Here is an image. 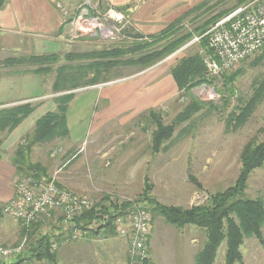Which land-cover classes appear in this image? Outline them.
<instances>
[{
    "label": "rangeland",
    "instance_id": "obj_1",
    "mask_svg": "<svg viewBox=\"0 0 264 264\" xmlns=\"http://www.w3.org/2000/svg\"><path fill=\"white\" fill-rule=\"evenodd\" d=\"M172 1L140 0L123 7L106 6L98 1L87 4L83 2L84 4L76 7L75 13L72 10L64 13L60 28L63 33L66 32L65 35L61 34L63 42L58 41L60 38H53L40 27V30L38 27L25 28L27 30H24L18 39L23 42L26 52L18 56H12L11 51H6L11 38L17 36L0 29V67H4L3 61L11 57L53 54L61 57V63L54 65L50 73L36 75L37 88L34 86L35 83L25 84V82L14 79L5 86H0V89H4L12 97L11 99L22 95L23 92L29 94L37 90L35 94L38 96L44 94V101L55 102V97L60 94H54L51 85L54 83L57 67L67 64L64 60L66 55L124 47L138 41L151 42L150 36L161 32L158 28L155 32L142 30L138 22L148 24L160 22L161 25H156L161 27L164 24V30L166 26L182 19L181 26L186 32L193 33L196 28L220 12L222 7L230 6V0H180V3L170 10L169 5ZM205 2L206 5L200 7ZM35 5L32 2L30 7L34 9ZM82 9L88 12L89 17L105 25L106 29L99 33L98 31L80 33L76 27L79 25ZM155 11L159 12L158 18L151 17ZM30 12L31 16H40V13L34 10ZM140 12H145V14L138 18L137 14ZM115 13L123 16L122 21L117 22L113 19ZM136 34L142 38L139 39ZM195 37L199 35H195L190 42L175 53L148 69L138 71L137 67H122L110 74L109 82L72 91L80 100L74 105L75 108L79 109L81 106L84 100V95L81 94L88 91V88L96 87L93 90H98L105 85H116L123 80L145 75L154 79L149 87H157L160 82H167L171 76V68L179 60L192 53L198 52L203 55V52H206L201 46V41L193 42ZM32 45H38V47L33 46L32 48ZM261 52L262 50L226 71L230 76L237 72L232 81H227L226 72L221 73L220 76H212L207 72L211 82L202 83L186 93L178 90L171 77L170 97L154 107V110L163 113L165 124H170L193 100L202 103L203 107L191 120L178 126L172 139L167 141L158 153H154L151 147L155 125L143 118L149 110L138 114H110L105 118L103 114L106 111L103 113L102 110L110 106L106 100H99L94 110L97 113L95 118L99 119H96L97 124L86 142L78 148V144L75 145V142L71 141L69 134L68 137L58 138L51 144L36 145L32 150L31 160L46 167L47 178L43 179L54 180L61 188L78 197L89 198L95 205L103 202L106 195L110 198L103 202L105 205L111 203L113 206H119L129 201H140V207L148 209L149 212L154 207L150 200L156 201L163 207L183 209L203 205L209 196L223 192L237 181L241 172L240 156L244 147L253 140L258 143L264 142V100L253 111L243 127L236 132L226 130L230 115L238 113L236 110L240 107L241 101L250 98L254 80L264 75V62L255 63V60L262 54ZM18 67L21 70L36 68L31 64ZM110 88L108 90L115 91L117 96L120 92L131 89L125 83ZM113 108L114 106L110 107V109ZM77 152V159H73ZM245 195L247 198L260 199L264 202V167L250 174ZM152 214L150 212V215ZM62 216V213L57 211L51 218H48L47 225L40 229L41 233L55 237V241L62 238L61 244L70 235L67 234L65 237H62L61 233L59 235V231L65 234V226L68 228L67 224L62 223ZM152 216L149 237L151 246L148 242V250L150 246L159 258L166 251L172 252V256L178 260L185 257L186 237L194 241L192 245L194 251L202 249L205 235L201 229L194 226L179 229L169 225L157 213ZM10 221L11 224L19 226L20 233H17L11 243L0 246L19 247L26 239L21 234L23 226L13 219ZM114 234L117 235L116 231ZM126 239L129 242V238L126 237ZM26 242L23 249H27V239ZM57 244L59 246L58 241ZM57 249L52 247V252ZM225 252L226 245L223 244L218 250L214 264H225ZM241 254L243 260L239 264H264V246L255 238L245 239ZM132 262L133 264H145V261L142 263L131 261L130 256L129 264Z\"/></svg>",
    "mask_w": 264,
    "mask_h": 264
},
{
    "label": "trees",
    "instance_id": "obj_2",
    "mask_svg": "<svg viewBox=\"0 0 264 264\" xmlns=\"http://www.w3.org/2000/svg\"><path fill=\"white\" fill-rule=\"evenodd\" d=\"M254 0H230V6L222 7L220 12L211 17L195 32H186L181 26L182 19H178L168 25L159 34L150 36L151 42H133L124 47L104 49L81 54H68L64 60L67 64L59 65L53 83V93L60 94L55 97L56 110L47 113L40 118L33 132L27 135L18 145L11 161L16 169L17 177L33 176L36 179L47 178L46 167L39 162L31 160V153L36 145H47L58 138H66L69 135L67 127V113L70 103L76 94L72 91L109 82L114 70L119 68L137 67L143 71L172 55L185 44L190 42L195 35H204L219 20L232 13L240 6ZM7 0H0V10ZM206 2L200 7L205 6ZM141 39L142 36L136 34ZM201 46L209 52L206 38L201 40ZM262 54L255 63L264 62V46ZM76 62V63H75ZM61 63V57L57 54L40 55L29 57L8 58L3 61L5 68L35 65L32 70H23L25 73L43 74L50 73L53 66ZM203 55L192 53L174 65L170 74L179 91H188L202 83H210ZM235 75L225 73L227 81L234 80ZM212 79V78H211ZM264 100V75L256 78L253 82V92L245 101H241L238 113H232L227 121L226 130L236 132L249 120L253 111ZM37 105L31 103L22 104L0 112V128L2 131H10L20 125L35 110ZM203 107L202 103L193 100L185 110L181 112L170 124H165L163 113L158 110H149L144 115L147 121L155 125L152 132L151 147L154 153L160 152L163 145L172 139L178 126L191 120ZM241 172L237 181L224 190L209 196L206 203L191 209L180 207H163L156 201L150 200L154 207L150 210L153 214L162 216L169 225L183 229L194 226L204 231L205 241L202 249L196 256V264H214L219 248L225 244V264H239L242 262L241 247L246 238H255L264 246V202L260 199L246 197L248 179L250 174L264 167V142L251 141L248 143L240 156ZM104 197V201L109 200ZM98 203L91 210L84 212L75 220V225L83 229L86 234L98 235L101 231L114 234V220L124 214L126 208L133 204L140 205V201H129L121 205H105ZM124 208V209H123ZM152 214V215H153ZM151 215V217H153ZM62 223H65L64 216ZM48 219H39L29 226H23L21 234L28 241L27 249L9 263L0 264H53L56 256L52 252L55 237L41 233ZM65 235L71 234V229L66 227ZM26 239L23 244L25 247ZM150 241V239H149ZM20 244V243H19ZM23 255V256H22ZM148 264V259L145 261Z\"/></svg>",
    "mask_w": 264,
    "mask_h": 264
},
{
    "label": "crops",
    "instance_id": "obj_3",
    "mask_svg": "<svg viewBox=\"0 0 264 264\" xmlns=\"http://www.w3.org/2000/svg\"><path fill=\"white\" fill-rule=\"evenodd\" d=\"M97 1L106 6L123 7L140 0H7L4 7L0 10V29L17 37L11 38L9 44L7 43V48L5 47L6 51H11L12 56H18L26 52L23 42L21 39H18V36H22V32L27 30L25 28L32 29V27H38L39 29L40 27L51 34L53 38H60L58 41L63 42L61 34L65 35L64 33L66 32L63 33L60 28L64 13L66 11L70 12V10L75 13L76 7L82 5L83 2L87 4L88 2L93 3ZM32 2L36 4L34 9L30 7ZM55 3H57L56 6ZM177 3H180V0L170 2V10L178 5ZM31 10L40 13V16H31ZM158 13V11L153 12L151 17L156 16L158 18ZM144 14L145 12H140L137 16L140 18ZM138 24L140 29L147 30V32H155L156 28H158V31H162L164 25L161 27L157 26L161 25L160 22L152 24L138 22ZM33 46L35 48L38 47V45H32V48ZM13 69L0 67V86H5L7 83L14 81V79H18L21 82H25V84L35 83V85H32L37 88V74L25 73L19 67ZM28 77L33 78L28 80ZM171 77L167 82H160L157 87H149L150 82H153L154 79L145 75L123 80V82L116 85H105L102 88H98V90H93L96 87L88 88V91L81 94L84 95V100L79 109H76L74 106L80 101L76 95L70 103L67 113V127L71 141L75 142V145L78 144L79 148L83 142H86L90 138L94 126L97 124L95 122L97 119L95 115L97 113L94 110L99 100H106L111 108L114 106V110L110 109V107H105L102 110L103 113L106 111L103 114L105 118L110 114H138L144 110L155 109L154 107L170 97L173 78ZM124 83L127 87L130 86L131 89L120 92L118 96L115 94V91L111 92L108 90L110 87ZM51 86H53V83ZM35 93L28 94L23 92L22 95H17L14 99H11L12 97L4 89H0V112L26 103L37 105L36 110L15 129L2 131L0 128V245L11 243L17 233H20L19 226L11 224L10 219L12 218L3 214V207L15 196V180L18 178L11 159L18 145L27 135L33 132L36 122L47 113L56 110L55 102L44 101V94L38 96ZM87 94L89 95L86 96ZM110 110L113 111L108 112ZM77 156L78 152L73 156V159H77ZM60 233L62 234L59 231V235ZM61 239H59V246H57L58 249L55 251L56 259L53 264H129V242L126 238L101 231L98 235L89 232L77 240L63 241L62 244ZM185 239L187 245L185 246L186 256L183 257L184 260L183 258L178 260V258L172 256V252L167 251L159 258L151 250L149 242L148 264H196L195 259L200 251L192 249L194 241L191 238L186 237Z\"/></svg>",
    "mask_w": 264,
    "mask_h": 264
},
{
    "label": "built area",
    "instance_id": "obj_4",
    "mask_svg": "<svg viewBox=\"0 0 264 264\" xmlns=\"http://www.w3.org/2000/svg\"><path fill=\"white\" fill-rule=\"evenodd\" d=\"M79 17L76 29L82 34L99 33L106 29L97 19L89 17L85 9H82ZM122 17L115 13L113 19L120 22ZM203 38H206L210 50L203 52V59L212 76H220L255 56L264 46V0H254L238 7L204 35L195 37L193 42H200ZM93 207L95 203L91 199L76 196L61 188L54 180L24 176L15 180V196L3 207V214L21 226H29L39 219L51 218L60 211L71 229V234L64 241L69 242L86 234L75 225V220ZM151 220L149 210L137 204L126 208L124 214L114 220L117 235L129 238L131 261L142 263L148 259ZM23 246V243L19 247L0 246V263L16 259L22 253ZM57 246L55 243L52 247L56 249Z\"/></svg>",
    "mask_w": 264,
    "mask_h": 264
}]
</instances>
